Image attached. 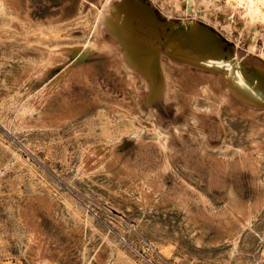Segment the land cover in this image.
I'll return each instance as SVG.
<instances>
[{"label": "rangeland", "instance_id": "rangeland-1", "mask_svg": "<svg viewBox=\"0 0 264 264\" xmlns=\"http://www.w3.org/2000/svg\"><path fill=\"white\" fill-rule=\"evenodd\" d=\"M150 1L166 18L218 29L245 51L244 67L264 64V29L250 52L243 9L228 28L225 1H215L207 19L177 10L173 0ZM104 2L0 0V264H264V207L234 237L217 216L231 192L245 203L264 193V106L242 117L239 99L220 106L213 88L188 102L196 78L212 73L173 60L163 45L158 52L174 88L150 102V81L111 29L97 43L118 52L126 68L84 47L96 42ZM82 68L87 79L65 77ZM44 87L53 89L42 108L47 122L36 112L16 124L15 106ZM56 110L76 115L59 121ZM255 144L259 173L225 166L216 173ZM90 148L136 173L135 185L153 179L156 185L146 186L153 204L140 206L139 192L108 185L103 175L79 177Z\"/></svg>", "mask_w": 264, "mask_h": 264}, {"label": "bare ground", "instance_id": "bare-ground-1", "mask_svg": "<svg viewBox=\"0 0 264 264\" xmlns=\"http://www.w3.org/2000/svg\"><path fill=\"white\" fill-rule=\"evenodd\" d=\"M215 1L218 0H173V4L177 10L183 9L187 13L202 15L207 19L208 14L213 11ZM222 1H225L229 7V9L222 14L229 21V25L226 26L228 28H232V25L235 24L237 12L242 9L244 10V15L241 20L243 21L244 29H246V42L249 46V51L254 52L256 49L259 27L264 29V0ZM94 6L98 8L95 4ZM156 20L154 14L146 10L145 5H143L140 0H105L98 8L95 22V31L98 32L96 42L94 44L87 43L84 47L89 50H98L108 55L111 54L114 66L119 70L124 69L126 68V64L122 58H119V53L114 52L109 45L100 47L97 42L100 40V37H103L102 34L104 32H109V29L113 30L115 34L117 33L115 36H122L121 32H124V28L127 27L151 32L152 35L150 38L155 42H160L161 36L164 35L167 38L166 43L170 47L175 45V48L187 52L191 58L196 57L195 59H201L207 56H214L222 59L223 57H233L232 53L226 54L220 44L216 43L212 37H209L205 31L200 30L194 23L186 24L184 30H181L179 26H169V32H165L167 25L164 27ZM235 27L238 28V25ZM122 28L123 30H121ZM126 35L125 33L124 36ZM123 42H125V40ZM98 46L100 48H98ZM62 49L64 48L62 47ZM139 54L140 53H138V55ZM262 55L264 56V53ZM139 57L142 59L139 63L144 69L143 73L150 81L151 85L149 101L152 102L156 98L168 96L174 88L172 68L165 66L161 56L150 55L145 52V54L139 55ZM54 58L55 57L51 58L50 56L45 65L50 64ZM156 63H158L157 66ZM197 67L201 68L203 71H210L212 74L208 76L203 74L196 78V83L191 86L189 91L187 98L188 102L193 104L202 92L208 94L211 88H213L219 96L220 106L226 104L228 101L231 105H236L238 103H236L235 100L239 99L240 105L242 106V109H240L242 117H252L256 113V109L260 106H264L263 64H253L252 67L246 68L242 65L239 56L236 55L235 59L230 63L222 62L216 65L209 64L206 67L204 65ZM225 68L228 70H225ZM71 72L72 71H67L65 77L70 74L69 79H76L78 81L87 79L85 78L86 70L83 68ZM31 74L33 76L37 75L34 73V70H32ZM134 81L135 79L130 76L128 84L130 85ZM52 91V87H44L43 90L36 94L34 92H28L23 100L15 106V111L17 113L16 124H20L34 117L36 112H40L41 122H47L48 116L42 108ZM220 106L219 113L222 112ZM121 107V105H116L114 109L128 113V110H122ZM56 112L58 113L57 120L59 121H67L76 115V113L70 111L63 112L56 110ZM161 145L165 146L163 143ZM255 152L259 154V157H256ZM260 157V150H258V146L255 144L249 151H242L238 156L225 160V162L223 161L219 167H216V173H222L223 166H225V168L227 167L228 170L232 168H242L249 169L253 173H259L261 169L259 162ZM102 175L108 185H124L127 189H133L134 194H136V191L139 192L138 201L140 202V206H150L153 204L151 202L150 190L146 187L148 185H156L153 179H145L142 186L138 184L135 185L133 177H137L136 173L132 172L128 167L120 166L116 157L108 155L105 151L96 148L85 150L79 165L78 176L81 178L96 179V177ZM213 179L214 183L217 184L219 180L216 179V176H213ZM153 200H157V198ZM263 207L264 193H261L254 202L245 203L234 192H231L225 209L219 212L217 216L226 234L234 237L239 229L251 227L253 219L261 212ZM187 215H191L190 211H187Z\"/></svg>", "mask_w": 264, "mask_h": 264}, {"label": "water", "instance_id": "water-1", "mask_svg": "<svg viewBox=\"0 0 264 264\" xmlns=\"http://www.w3.org/2000/svg\"><path fill=\"white\" fill-rule=\"evenodd\" d=\"M117 1H120V0H117ZM140 1L143 3V5H145L146 10L151 11L154 14L155 18L157 19L156 21H158L164 27L167 25V27H166L167 29L165 32H169V30H170L169 26H179V28L181 30H184V26L186 24L194 23L196 26H198V28L200 30L205 31V33H207L209 35V37H212L213 40L216 41V43L220 44L226 54L227 53L233 54L232 58L223 57L221 59V58H217L214 56H207V57H203L201 59H195L196 57L191 58L187 52H184L182 50H179L178 48H175V45L173 47H170L166 43L167 38L164 35L161 36L160 42H157V41L155 42L150 38V36L152 35L151 32H146L145 30H139L138 28H127V27H125L124 30L122 28L121 30L124 31V32H121L123 37L120 35H118V36L120 37L121 40L123 39L122 42L125 40V42H123L125 44V46L128 45V46H126V49L128 51L127 55H128V58H129L131 64L133 66L139 68L142 72L144 69L141 66V64L139 63L140 61H142V59L139 57V55L141 56V55L145 54V52H147L150 55L161 56L159 54L158 50H159L160 46H162V45L166 46V48L168 49V53L170 54V56H172L173 60H176V61L182 62V63H185V62H189L191 64L197 63L195 65H197V66L204 65L205 67L208 66L209 64L216 65V64L222 63V62L223 63H230L232 60L235 59L236 55H238L239 59L241 60V58L245 55V51H242L241 49H239L234 42H232L230 39L225 37L215 27H213V26H211L205 22L196 21V20H192V19L174 20V19L166 18L151 3L150 0H140ZM163 26H162V29L164 30ZM145 27H147V26H145ZM111 31H113V30H111ZM125 33L127 34L126 36H124ZM138 53H140V54L138 55ZM254 64H262V63H254ZM157 65H158V63H156V66Z\"/></svg>", "mask_w": 264, "mask_h": 264}]
</instances>
